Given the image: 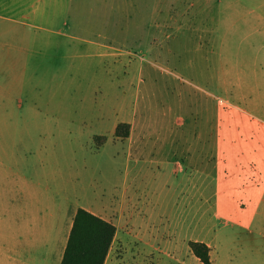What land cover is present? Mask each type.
Returning a JSON list of instances; mask_svg holds the SVG:
<instances>
[{
  "label": "rangeland",
  "instance_id": "obj_1",
  "mask_svg": "<svg viewBox=\"0 0 264 264\" xmlns=\"http://www.w3.org/2000/svg\"><path fill=\"white\" fill-rule=\"evenodd\" d=\"M144 1L37 24L55 33L36 40L37 124L19 125L47 134L55 256L82 207L116 227L104 264H203L190 241L210 264H264V0ZM1 114V150L30 163Z\"/></svg>",
  "mask_w": 264,
  "mask_h": 264
},
{
  "label": "crops",
  "instance_id": "obj_2",
  "mask_svg": "<svg viewBox=\"0 0 264 264\" xmlns=\"http://www.w3.org/2000/svg\"><path fill=\"white\" fill-rule=\"evenodd\" d=\"M139 2L145 3L144 0H0V116L2 117L3 105V116H9L16 126L12 130L15 146L19 145L23 156L27 152L33 154L30 163L23 161L20 163H23L22 166L19 163L11 165L9 151L1 150L4 130L0 125V168L6 166L8 172V175L4 176L2 187L0 183L4 204L0 224V264H60L71 229L63 241V248L55 256L54 171L52 158L47 156V151L44 152L48 142L44 135L47 134H42L43 128L37 126L32 130L26 125H19L22 121L26 124L27 119L32 116L36 118L37 124L39 52L36 40L39 37L53 38L55 33L53 30L38 31L37 24H41L40 27L45 29L54 24V8L87 5L140 7L146 4H137ZM170 2L177 5L179 1ZM165 3L166 0L158 1L159 5ZM206 9L210 12L213 7L211 5L195 11L201 15ZM156 12L159 15L162 13L161 10ZM62 13L65 16L66 10L63 9ZM153 13L155 12L150 14ZM201 19L202 16L199 20ZM154 21L157 19L152 20ZM57 37L62 40L69 39L63 31H58ZM45 117L47 118L48 114H45ZM0 124H3L2 118ZM33 135L35 137H32ZM33 141L35 143H32ZM11 171L15 178V203L9 199L11 197L7 192ZM12 206L13 210L10 209Z\"/></svg>",
  "mask_w": 264,
  "mask_h": 264
},
{
  "label": "trees",
  "instance_id": "obj_3",
  "mask_svg": "<svg viewBox=\"0 0 264 264\" xmlns=\"http://www.w3.org/2000/svg\"><path fill=\"white\" fill-rule=\"evenodd\" d=\"M123 125L127 126L124 123L116 126V136L128 135V130L124 132L120 130ZM115 232L116 227L112 222L79 207L73 217L60 264H104ZM189 246L203 264L211 263L210 248L207 243L190 241Z\"/></svg>",
  "mask_w": 264,
  "mask_h": 264
}]
</instances>
